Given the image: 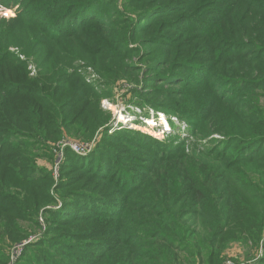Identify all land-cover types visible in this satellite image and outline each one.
Returning <instances> with one entry per match:
<instances>
[{
    "label": "trees",
    "instance_id": "16d2710c",
    "mask_svg": "<svg viewBox=\"0 0 264 264\" xmlns=\"http://www.w3.org/2000/svg\"><path fill=\"white\" fill-rule=\"evenodd\" d=\"M47 1L19 4L23 9L21 21H0V135L7 139L0 142V264H9L10 247L24 240L19 236L23 232L21 226L34 225L40 210L52 202L50 186L37 183L39 177L32 176L39 169L37 159H52L34 155L32 143L47 148L51 155L52 147L48 145L62 137L59 126L75 136L86 131L82 137L93 135L102 127L93 117L95 104H87L89 117L84 118L86 109L77 119L72 112L75 106L68 102L77 101L74 96H83L84 91L91 93L89 97L101 96V91L110 96L102 82L101 90H95L81 68L89 67L106 82L109 76L102 69L114 65L107 59L111 58L108 51L114 48L125 58L132 57L130 39L150 45L146 53L137 55L138 59L144 61L156 53L155 64L160 69L168 67L169 77L190 72L187 80L202 86L206 82H194L193 75L210 76V89L214 92L210 94V112L191 109L193 118L189 122L194 123V128L190 134L167 152L154 154L140 179L132 178L133 186L121 188L127 178H117L111 194L114 198L96 189L93 191L100 194L70 191L72 202L75 197H85L102 203L91 207L87 216L58 221L59 229H75L83 224L81 229L88 230L84 234L90 237L92 231L111 237V247L106 244L97 251L93 249L99 246H89L85 250L94 252L80 256L74 250L81 251L84 246L73 248L62 241L54 246L49 240L40 244L56 251L61 260L69 256L75 264H221L226 237L260 240L264 227V0H210L211 20L206 24L188 18L193 26H180L173 38L161 34L164 26L177 25L186 17L178 15L190 12L202 0L168 1L167 7L151 12L168 11L152 18L143 29H132V18L126 15L110 19L114 14L110 10L96 14L95 10L102 7L100 0ZM136 2L132 0L131 4ZM98 15L111 21L108 31L116 29L117 38L105 35V39L93 30L103 25L96 20ZM190 31L200 34L191 38L187 34ZM137 35L144 38H136ZM176 45L175 54L165 53L164 57V52H160L162 46L172 49ZM29 61L36 68L34 77H29L25 68ZM125 64L122 65L127 67ZM14 69L21 70L19 76L12 75ZM140 70L145 78L161 71L152 66ZM228 88L234 90V96L223 93ZM83 107L82 102L80 109ZM67 108L71 120L64 110ZM81 117L82 123L75 126ZM12 137L30 142L11 143ZM203 139H208L210 147L197 142ZM93 163L90 171L72 179L82 182L89 177L106 182L108 175L97 174L98 160ZM43 179L51 181L48 175ZM58 183L55 191L68 185L66 181ZM57 232L62 234L61 230ZM88 258L94 260L87 262ZM36 260L37 264H63L50 262L44 256ZM259 264H264V260Z\"/></svg>",
    "mask_w": 264,
    "mask_h": 264
},
{
    "label": "rangeland",
    "instance_id": "374dc122",
    "mask_svg": "<svg viewBox=\"0 0 264 264\" xmlns=\"http://www.w3.org/2000/svg\"><path fill=\"white\" fill-rule=\"evenodd\" d=\"M32 1L0 0V21L4 20L6 23L21 21L23 9H20L19 4L24 2L31 3ZM168 1L175 2L177 0H137L136 4H131L132 0H100V6L102 7L99 10L96 9L95 13L98 14L102 11L107 12V10H110L114 12L110 19H114L115 15H120L121 17L126 15L132 18V25L130 26L132 29L133 26L143 29L147 27L146 25L152 18L157 17L165 10L168 11V9H164L162 11L151 12L167 7ZM14 2L16 5H14ZM35 2L45 4L48 1L35 0ZM210 9H213L210 5V0H202V4L190 12L185 11L179 15L176 14L178 18L186 17L177 24L178 26L172 25L170 28H167L165 25L161 30V34L168 36L167 38H173L178 34L177 29L180 26H193L191 21H187L188 18L201 20L207 24L212 18L210 16ZM204 11L209 12L204 13ZM147 12L151 13L144 14ZM171 19L172 17L168 19V22ZM96 20H100L103 24L93 28L95 32H100L99 35H104L105 39H107L105 35L111 36V38L119 36L115 32L116 29H113V32L108 31V28H112V25H110L111 21L107 18L98 15ZM154 23L160 24V22ZM132 34H134V31ZM187 34L191 38H197L195 34L200 33L198 31H190ZM136 38L142 39L144 36L137 35ZM167 38H164L165 41L170 43L171 41ZM128 48L131 53H134L132 57L125 58L114 48L108 51L111 58L107 59L114 65L111 67L108 64V69H102V72L109 76L106 82L102 81L99 75L89 67L81 68L86 81L93 84L95 90L100 91L103 83L110 96H104L103 94L106 91H101V96L89 97L91 93L84 91L83 96L79 94L74 96V98L78 97L77 101L74 102L72 99L68 102L71 106H75L72 112L73 114H77V119L86 109L87 112L84 113V118L89 117L90 111H88L89 105L87 106V104H95L94 107L96 109L93 117L95 118V122L100 125L103 124L102 127L100 126L94 131L93 135L89 133V136L82 137V132L85 133L86 131L83 130L80 135L75 136L72 131L59 126L62 137L60 138L59 136L57 139H54L55 142L51 141L48 145L52 147L51 155L47 153V148L44 150L41 145L32 143L33 147L31 149L32 151L34 150V155L49 156L52 159V161L44 158L37 159L39 169L34 173L35 175H32L39 177L37 183L50 186L49 194L52 197V202L40 210L36 217L37 222L34 225H20L23 232L19 236L24 237V240L22 239L21 242L12 244L13 246L10 247L9 264H37L38 260L36 259L43 256L47 260H50V262L60 263L59 261H61L63 264H75L69 256H65L61 260V256H58L56 251L40 244L42 240H49L54 246H57V242L60 241L66 246H73V248L84 246L81 251L78 249L74 250L76 251L75 254H80V256L88 255L87 252L90 250L92 252H94L93 250L98 251L106 244H108V247H111L112 245L109 244L111 237L101 236L98 231H92L93 235L90 237L89 234H84L88 233V230L83 231L84 229H81L83 224H78L75 229L63 227L59 229L60 222L58 221L71 220L70 216H87L91 207H98L102 203L96 202L93 199L87 200L83 195H81L82 199L75 197L76 201L72 202V198L74 197L69 196L70 191L82 190L79 192H91L98 195L100 192L96 190H100L108 198H114L115 195L112 196L111 194L115 190L114 183L117 178L131 179L129 182L127 180L122 182L121 188L133 186L135 180H132V178L140 179V176L144 174V169L151 165L154 154L167 152L190 134V131L194 128V123L189 122L193 118L190 112L191 109L199 111L203 109L204 112H210V94H214L210 89V76L206 73L205 75H193L194 82L206 83L202 84V86L192 85L191 81L187 80L188 74H191L190 72L186 76L185 72L174 73L170 77L167 76L166 74L169 72L168 67L160 69L155 64L156 59L153 58L156 53L150 55L148 59L140 61L138 57L142 56L141 54L143 52L146 53L150 48V45L147 43L142 44L139 42V39H130L128 41ZM176 50L177 45L172 47V49L164 46L160 48V52H164V57L166 56L165 53L172 52L175 54ZM10 51L14 54L18 53L16 49H10ZM181 51L184 52L185 50L182 49ZM138 54L139 56H137ZM20 59L24 58L20 56ZM176 60H179V58ZM150 62H153V64L150 65ZM125 63L134 65L138 69L133 70L134 67L131 66V70L130 66L127 65L125 67ZM122 64L125 65L123 66ZM103 66L105 65H102V68ZM143 66H152L154 70L161 71H159L158 75L145 78L142 77L140 70ZM178 66H180V70H183L181 65ZM25 68L29 77L35 76L36 68L30 61L25 65ZM120 71H123V73H120ZM20 72L21 70L14 69L12 70V75L19 76ZM145 73L146 71H144ZM223 93L229 97L235 95L234 90L229 91V88L225 89ZM82 102L84 103V107L80 109ZM64 110L67 112L70 108ZM67 114L69 120H71L70 112H67ZM82 120L83 117L76 122L75 126H79ZM93 121L91 119V122ZM63 124L68 125L66 122ZM213 137L219 139L218 136L214 135ZM3 139L5 138L0 135V142ZM3 142H7V139L3 140ZM10 142L16 144L26 142L28 144L30 141L22 137H12ZM197 142L206 148L210 147V144L207 143L208 139L198 140ZM187 143L186 141L185 144ZM94 160H98V165H100L97 168V174L104 173L105 176L108 175L106 178L110 180L105 179L106 182L103 183L100 179L94 180L89 177H86L82 182L72 179L74 176L81 175V173L86 174L85 170L90 171L92 166H95ZM22 165L26 166V163ZM25 174L29 175V171H26ZM47 175L51 179L50 182L43 179ZM59 181H66L68 185L66 188L61 187L55 191V188L60 186ZM126 183L129 185L125 186ZM94 189L96 190L93 191ZM62 194H65V196L61 197ZM24 200L26 203L28 202V194ZM63 202H65V205ZM46 210L52 212L45 213ZM58 230H61L62 234L57 232ZM89 237L90 240H88ZM229 240L226 237L223 242L225 248L222 252L221 264H259L264 260V227L262 238L257 242ZM89 246H99V249L85 250ZM35 247H38V249H35ZM86 260L87 262H92L94 259L88 258Z\"/></svg>",
    "mask_w": 264,
    "mask_h": 264
}]
</instances>
